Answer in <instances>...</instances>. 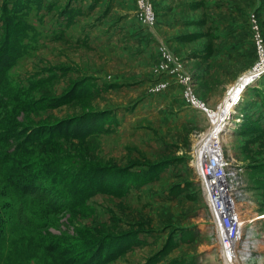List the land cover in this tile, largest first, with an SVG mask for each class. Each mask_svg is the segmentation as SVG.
Returning a JSON list of instances; mask_svg holds the SVG:
<instances>
[{"label": "rangeland", "instance_id": "1", "mask_svg": "<svg viewBox=\"0 0 264 264\" xmlns=\"http://www.w3.org/2000/svg\"><path fill=\"white\" fill-rule=\"evenodd\" d=\"M149 2L152 24L139 0H0V49L10 22V37L18 36L9 41L15 47L9 54L13 83L32 85L29 94L35 99L64 98L28 115L32 125L61 122L72 129L83 114H98L86 119L90 127L98 126L85 138L65 135L56 126L59 145L38 143L35 151L75 153L105 168L97 179L106 190L90 198L84 211L48 214L40 212L36 199L13 193L0 172V208L10 201L13 212L25 209L8 220L0 264H65L40 240L66 232L85 239L88 257L101 255L105 264H225L192 167L194 150L212 121L199 105L206 99L216 108L229 93L226 84L264 61V0ZM145 31L149 39L142 38ZM163 47L181 64L196 105L188 101L185 79L160 67ZM240 98L226 120L234 128L222 131L228 134L221 144L245 181L240 203L245 225H254L261 239L264 72ZM185 232L193 237L186 239ZM257 242H262L259 249L245 260L237 245V264H264V241Z\"/></svg>", "mask_w": 264, "mask_h": 264}, {"label": "trees", "instance_id": "2", "mask_svg": "<svg viewBox=\"0 0 264 264\" xmlns=\"http://www.w3.org/2000/svg\"><path fill=\"white\" fill-rule=\"evenodd\" d=\"M9 25L11 26V22L7 25L3 47L0 49V172L2 179L10 185L13 193L18 197L36 199L40 212L60 213L68 208L84 211L82 207L90 198L99 192L106 191L101 180L97 179L101 175V169L105 168L99 169L96 166H91L89 161L75 153L52 155L48 151L35 150L38 143L59 145V142L54 138L53 128L56 129V126L65 129V135L85 138L89 135V130L98 126L90 127L89 123L86 124L89 121L86 119L98 114L95 112L89 115L83 114L82 117L74 120L76 124L72 129L68 128L71 126L63 128L60 126L63 124L61 122L51 124L52 127L48 125L35 128L31 123L32 118L28 115L39 109L59 105L64 98L35 99L29 94L32 85L30 89L13 83L9 71L14 63L10 61L9 54L15 52V47L9 46V41L11 39L13 43L17 42L18 36L16 34L14 38L10 37L11 27L8 28ZM56 101L59 103H55ZM21 114H23V118L19 119ZM123 171L128 172L126 169ZM156 171L154 170L155 173ZM112 174L114 173H111L110 176ZM128 175L133 176L130 172ZM126 181L130 183L129 180ZM110 182L112 183V181ZM58 198L63 199L64 202L58 203ZM13 211V203L10 201L0 208V243L5 237L9 226L7 223L11 215L17 213L20 216L25 212V209L19 207L15 212ZM71 240L79 243H72ZM40 241L47 251L62 256V261L65 264H105L107 261L101 255L96 257V260H91L92 256L88 257V254L85 253L90 245H85V239L79 241L78 237H73L68 232L62 235L44 236ZM104 247H106V242L103 244ZM69 252L75 254L65 259L64 255Z\"/></svg>", "mask_w": 264, "mask_h": 264}, {"label": "built area", "instance_id": "3", "mask_svg": "<svg viewBox=\"0 0 264 264\" xmlns=\"http://www.w3.org/2000/svg\"><path fill=\"white\" fill-rule=\"evenodd\" d=\"M139 3L145 12V21L148 24H152L154 16L149 0H139ZM258 44L259 49L262 51L261 39H259ZM164 48H162L164 60L160 64V67L163 71L176 74L179 81L185 79L182 73V66L179 61H176L175 55ZM184 81H186L185 85L188 88V101L192 105H196L198 100L194 93H192L191 85L187 79ZM159 87L163 89L166 87V84L162 83ZM200 105L206 110L204 104ZM212 125L213 123L211 122V126L207 132ZM205 133H202L201 136L203 137ZM197 147H200V143H198ZM196 150H194L192 156V167L204 195V201L209 218L211 219L219 253L223 257L224 253L233 252V244L237 242L238 245V242L242 239V233L244 232H242V229H244L246 220L242 217L240 203L246 195L245 181L240 169L233 164L225 153L222 144L218 141L204 149V157L199 162L196 160Z\"/></svg>", "mask_w": 264, "mask_h": 264}, {"label": "bare ground", "instance_id": "4", "mask_svg": "<svg viewBox=\"0 0 264 264\" xmlns=\"http://www.w3.org/2000/svg\"><path fill=\"white\" fill-rule=\"evenodd\" d=\"M263 47V44H262ZM264 72V61L257 65L256 69L253 71V73L246 74L244 77L239 80V83L232 86L229 89V93L227 94L224 101L221 103L219 108L217 110H211L209 112V117L211 118L213 125L210 128L208 132H206L200 143V147H196V160L197 162L202 160L204 157V153L207 146H212L216 141H218L221 144L222 136H226L228 131L233 130L234 127H229L226 125V119L231 115L234 111V104H236L238 101H240L241 93L244 88L255 82L257 78L260 76L261 73ZM201 106V105H199ZM238 121H241V119H238ZM227 129V132L223 135H221L222 131H225ZM224 138V137H223ZM230 138V137H229ZM229 138H227L229 140ZM225 139V140H227ZM206 144V145H205ZM205 145V146H204ZM198 146V144H197ZM263 216L258 215L256 218H261ZM253 228L251 225H244V229H242V232L245 230V228ZM243 236V233H242ZM242 238V237H241ZM241 240V239H240ZM237 242L233 244V252L224 253V262L225 264H237L239 263V258L237 254Z\"/></svg>", "mask_w": 264, "mask_h": 264}, {"label": "crops", "instance_id": "5", "mask_svg": "<svg viewBox=\"0 0 264 264\" xmlns=\"http://www.w3.org/2000/svg\"><path fill=\"white\" fill-rule=\"evenodd\" d=\"M133 28V32H135L134 31V28L135 27H132ZM143 33V32H142ZM147 32L145 31V33H143V35H142V38H144V39H149L148 37H147ZM220 59L222 58V59H224V58H226L227 59V55H221V56H218ZM229 57H232V56H229ZM235 57V56H234ZM243 73V72H242ZM248 74H250V73H248ZM241 75H246V73L244 74H241ZM243 76V77H244ZM242 77V76H241ZM239 83V80L237 81V82H235L234 84H230V85H228L227 86V84L225 85L226 87H227V89L229 88H231L232 86H234V85H236V84H238ZM229 91V90H228ZM216 95V94H215ZM223 99L224 98H222V99H220L217 103H218V106L215 108V107H213L212 105H210L209 103H208V101L205 99V100H202V99H200V102H202L203 104H204V106H205V108H207L208 109V111H211V110H215V109H217V108H219V106H220V104L222 103V101H223ZM213 108H215V109H213ZM212 122V121H211ZM206 219H208V221L211 223V219L210 218H206ZM254 226V225H253ZM255 227V226H254ZM248 228L247 230L245 229L244 230V232H243V236H242V239L240 240V242H238V247H239V253H240V255H242L241 256V259L242 260H245V259H248L249 257H250V254L252 253L251 251H255V249H259L258 247H257V244L259 243V244H261L262 242H257L258 240H260V241H264V236H262L261 237V239H260V236H259V234H258V232H256L255 231V228ZM186 233V232H185ZM186 235H190V238H186V239H191V237H193V235H192V232H187L186 233ZM186 242V241H185Z\"/></svg>", "mask_w": 264, "mask_h": 264}, {"label": "water", "instance_id": "6", "mask_svg": "<svg viewBox=\"0 0 264 264\" xmlns=\"http://www.w3.org/2000/svg\"><path fill=\"white\" fill-rule=\"evenodd\" d=\"M242 77H243V76H242ZM242 77H240V78H239V80H241V78H242ZM220 105H221V104H220ZM206 110L208 111V109H207V108H206ZM209 112H210V111H208V114H209Z\"/></svg>", "mask_w": 264, "mask_h": 264}]
</instances>
